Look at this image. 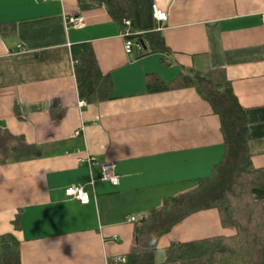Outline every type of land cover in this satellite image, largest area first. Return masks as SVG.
I'll use <instances>...</instances> for the list:
<instances>
[{
  "label": "crops",
  "instance_id": "obj_1",
  "mask_svg": "<svg viewBox=\"0 0 264 264\" xmlns=\"http://www.w3.org/2000/svg\"><path fill=\"white\" fill-rule=\"evenodd\" d=\"M130 1L131 30L160 33L167 52L126 53L124 27L96 0H0V26L14 28L0 36V130L40 151L0 164V235L19 239L21 264H124L138 221L222 161L210 104L190 87L150 91L153 78L170 85L191 70H224L247 113L253 164L264 168V0ZM72 16L84 26H69ZM84 44L112 79L110 99L80 98L72 48ZM105 163L119 185L101 180ZM75 186L89 203L67 196ZM254 196L264 201V190ZM228 233L216 211L198 213L160 240L156 260L173 242Z\"/></svg>",
  "mask_w": 264,
  "mask_h": 264
},
{
  "label": "trees",
  "instance_id": "obj_2",
  "mask_svg": "<svg viewBox=\"0 0 264 264\" xmlns=\"http://www.w3.org/2000/svg\"><path fill=\"white\" fill-rule=\"evenodd\" d=\"M104 3L110 15L124 27L131 20L130 0H96ZM11 25L0 26V36L11 33ZM147 43L142 55L167 52L163 36L152 32L130 37ZM80 98L87 103L110 99L112 79L103 75L90 45L72 48ZM156 81V82H154ZM150 91L194 88L220 119L225 154L210 177L198 181L196 188L168 198L161 208L150 210L135 228L134 245L124 264H158L160 240L186 219L205 211L218 213L229 233L187 242H173L161 264H264V201L254 190H264V168L253 164L251 136L246 110L240 105L231 82L222 69L207 73L191 70L180 74L170 85L153 78ZM38 147L0 130V164L20 162L39 155ZM15 228L17 220L14 221ZM0 264H21L20 241L14 233L0 235Z\"/></svg>",
  "mask_w": 264,
  "mask_h": 264
},
{
  "label": "built area",
  "instance_id": "obj_3",
  "mask_svg": "<svg viewBox=\"0 0 264 264\" xmlns=\"http://www.w3.org/2000/svg\"><path fill=\"white\" fill-rule=\"evenodd\" d=\"M44 2L46 1H51V0H42ZM153 16L154 19L161 23L166 20L167 14L158 10L156 7H154L153 10ZM67 23L69 26H72L74 28H81L84 26L85 21L84 18L81 16H72L67 19ZM263 24H264V15H263ZM132 27V21L130 20H125L124 21V28L121 31V37L125 40V51L126 53L130 54L134 51V49H137L141 51L143 49L141 44H138L135 42V40L129 39L130 37L138 36L140 34L134 33L131 30ZM21 48V46L19 47ZM81 104H84L82 102ZM89 166H93L96 164V160L94 158H88L87 160ZM105 182H108L114 186L119 185L120 183V177L115 173V166L112 163H105L102 165V179ZM114 181H118V183H114ZM95 179H91V185H94ZM67 196L73 197L80 202L87 204L90 202V196L89 194L84 190L83 186H75L71 187L66 191ZM131 223L137 222L138 219L136 217H131L129 220ZM122 263H125V259L121 260Z\"/></svg>",
  "mask_w": 264,
  "mask_h": 264
},
{
  "label": "water",
  "instance_id": "obj_4",
  "mask_svg": "<svg viewBox=\"0 0 264 264\" xmlns=\"http://www.w3.org/2000/svg\"><path fill=\"white\" fill-rule=\"evenodd\" d=\"M142 46H143V47H144V49L146 50V46H145L144 42H142Z\"/></svg>",
  "mask_w": 264,
  "mask_h": 264
},
{
  "label": "clouds",
  "instance_id": "obj_5",
  "mask_svg": "<svg viewBox=\"0 0 264 264\" xmlns=\"http://www.w3.org/2000/svg\"><path fill=\"white\" fill-rule=\"evenodd\" d=\"M114 183H118V181H114Z\"/></svg>",
  "mask_w": 264,
  "mask_h": 264
}]
</instances>
